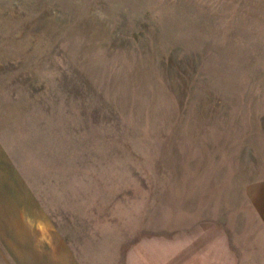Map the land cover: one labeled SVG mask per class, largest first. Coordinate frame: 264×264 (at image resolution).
<instances>
[{"label":"rangeland","instance_id":"374dc122","mask_svg":"<svg viewBox=\"0 0 264 264\" xmlns=\"http://www.w3.org/2000/svg\"><path fill=\"white\" fill-rule=\"evenodd\" d=\"M0 264H264V0H0Z\"/></svg>","mask_w":264,"mask_h":264},{"label":"crops","instance_id":"0c3cea01","mask_svg":"<svg viewBox=\"0 0 264 264\" xmlns=\"http://www.w3.org/2000/svg\"><path fill=\"white\" fill-rule=\"evenodd\" d=\"M260 218H261V216H260ZM261 221H262V218H261ZM63 251H64V249H63ZM204 251H205V249H204ZM206 252V251H205ZM153 252H151L150 253V255L152 254ZM139 256H140V254H139V252H138V254L136 255V256H132L133 258H136V257H138L139 258ZM206 257H208L209 258V254L206 256ZM219 258H220V256H218ZM131 261V260H130Z\"/></svg>","mask_w":264,"mask_h":264}]
</instances>
